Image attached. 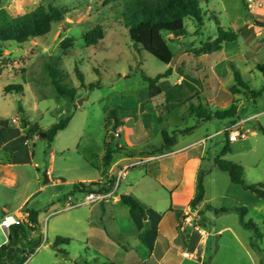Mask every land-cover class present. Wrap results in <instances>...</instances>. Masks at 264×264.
Returning <instances> with one entry per match:
<instances>
[{"label": "rangeland", "instance_id": "rangeland-1", "mask_svg": "<svg viewBox=\"0 0 264 264\" xmlns=\"http://www.w3.org/2000/svg\"><path fill=\"white\" fill-rule=\"evenodd\" d=\"M102 1L0 0L1 8L12 17L28 13L39 4H51L63 14L62 23L53 25L49 34L23 45L9 42L0 56V220L19 207L21 214L27 209L37 211L39 227L33 235L44 241L27 252L25 264H135L146 257L144 249L132 248L126 253L120 246L110 244L115 239L124 247L131 243L128 237L122 240L117 236L131 233L125 217L127 209L122 204L115 209L108 207L102 221L98 204L66 209L67 204L82 199L78 194H70L73 184L105 179L102 168L105 140L114 150L121 146L138 157L154 149L157 156L163 145L162 131L172 137L173 132L194 127L198 122L196 113L204 115L208 110L225 109L235 100L238 107L235 119L202 122L193 133L195 137L208 136L229 122H242L246 139L230 142L229 152L222 159L242 168L246 185L264 189V134L258 128L264 130V94L252 99L243 93L232 96L229 92L235 85V71L249 90L257 92L264 86V77L257 69L264 64V28L255 23L264 22V0H252L247 13L241 0L201 2L200 31L196 33L195 23L187 18L184 21L187 36L168 42L173 55L181 50L175 64L185 69L184 84L181 88L173 87L178 75L175 67L170 66L171 74L157 84L162 93L154 98H150L138 71L155 77L164 74L168 66L135 49L121 15H116L118 7L102 6ZM96 26L104 31V39L95 47H86L82 35ZM219 27L242 32L235 42L224 43L216 53L201 56L186 53L183 57L186 48H196L214 39ZM65 39L71 40L67 48L61 45ZM55 65L59 85L64 90L73 89V100L58 95L51 84L46 67ZM201 72L206 75H200ZM97 83V87L88 88ZM7 86H20L22 91L6 93ZM191 106L201 108L190 110ZM112 108H117L123 123L117 138H112V126L106 122ZM66 118H69L67 127L52 142L39 136ZM13 119L17 124L12 123ZM30 130L36 137L26 141ZM190 134H180L176 140H191L194 137ZM225 138L220 133L207 139L210 150L201 170L210 169L212 159L226 144ZM164 156L156 159L164 160ZM145 164L127 171L116 194L128 184L131 193L138 190L137 197L146 206L161 215L168 213L169 192L153 171L150 176L145 175ZM48 170L50 182L44 184ZM203 187L201 210L207 229L215 226L212 233L224 226L231 229L206 238L204 264H264V202L231 184L227 174L217 168L204 177ZM206 205L228 212L215 215L205 210ZM233 208L246 209L243 221ZM248 221L256 226L260 240L253 230L243 227L242 223ZM179 230L173 232V247L174 253L182 255L183 251L191 252L188 235L192 236L190 246L195 236L187 225L183 231ZM56 238H67L69 243L53 247ZM5 240L0 230V244ZM253 243L261 253L251 246ZM182 260L184 264H195Z\"/></svg>", "mask_w": 264, "mask_h": 264}, {"label": "trees", "instance_id": "trees-1", "mask_svg": "<svg viewBox=\"0 0 264 264\" xmlns=\"http://www.w3.org/2000/svg\"><path fill=\"white\" fill-rule=\"evenodd\" d=\"M208 3L209 0H103L102 6L118 7L116 15H121V21L124 27L127 29L129 39L135 49H141L147 54L155 58L160 63L168 66L167 71L162 75L155 77H149L139 69L141 79L147 84L150 98L159 96L162 93L161 88L158 87V81L162 78L169 76L173 70L170 67V63L173 58V52L168 46V42H175L183 37L187 36V30L185 28V19H191L196 25V33L200 31L203 26L202 10L200 3ZM244 11L247 13V2L241 0ZM213 16V14H212ZM63 14L58 7L51 4H39L32 11L22 14L20 16L12 17L8 15L0 5V56L5 45L9 42L17 45L26 44L31 39H37L46 36L52 30L53 25L62 23ZM259 27L264 28V22H255ZM218 24V23H217ZM242 31H224L220 27L217 29V35L214 39H208L206 42L200 44L196 48H186L182 53H190L193 56L211 55L220 51L224 43H233L237 40L238 34ZM83 42L86 47H95L99 42L104 39V31L100 26H96L82 35ZM71 43V40L65 39L62 42V47L67 48ZM178 50V49H177ZM180 50V49H179ZM178 50V51H179ZM181 51V50H180ZM175 71L179 77L182 75L183 65L175 64ZM58 66L46 67V71L51 79V84L54 86L56 92L60 96H67L73 100V89L64 90L57 81ZM257 69L264 77V64L257 66ZM2 74V67H0V75ZM185 79H182L184 83ZM235 85L229 88V92L232 96L244 94L250 96L252 99L264 94V86L257 92L249 90L247 85L242 81L238 72H234ZM97 84H90L88 88L97 87ZM18 89V90H17ZM17 90L21 92L20 86H7L4 91ZM201 106H191V109H199ZM237 102L231 101L230 105L225 109L208 110L204 115L196 113L197 120L199 122H208L212 120H224L235 119L237 113ZM107 124L112 126L113 131L123 125L121 118L117 115V108H112L107 113ZM239 121H232L226 125V128L236 124ZM69 123V118L59 121L57 124L52 125L49 129L44 131V139L48 142H52L58 132L64 130ZM26 128V125L24 129ZM259 131L264 134V130L258 127ZM193 128H187L181 131L173 132L170 137L166 132L162 131L163 145L159 150V154L169 151L176 137L180 134L191 132ZM40 131L38 130V133ZM35 133L30 130L26 134V140L28 141L33 137ZM226 138V144L222 147L219 155L212 161L213 167L219 171L226 173L231 184L240 186L244 191H247L256 196L257 199L264 202V189L262 186H248L243 182V170L242 168L232 162L222 159L229 152V141L227 138V132L223 133ZM118 151V149H116ZM111 148L110 143L105 140L104 142V156L103 160L107 163L110 160V156L116 151ZM123 150V149H122ZM131 155V154H130ZM210 172L208 170H199L197 174L195 194L191 202L189 203L190 209H195L204 199V177ZM114 186V179H109L108 182L100 184L97 182L91 183H76L73 184L70 194L83 196L89 192L109 193ZM120 203L130 210L131 212L138 213L144 217V208L141 204L130 195H121L119 197ZM212 211L214 214H221L228 212L227 209H214L210 206L206 208ZM233 211L241 215H246L245 208H233ZM30 226H12L8 229L7 240L4 245L0 247V264H25L28 259L27 252H31L34 249V239L30 238V234L38 230L39 213L34 210H26ZM245 229H250L255 232L256 239L260 240L258 230L256 226L251 222H243ZM67 238H56L53 247L59 244H68ZM251 246L257 249L260 253V249L254 243Z\"/></svg>", "mask_w": 264, "mask_h": 264}, {"label": "crops", "instance_id": "crops-1", "mask_svg": "<svg viewBox=\"0 0 264 264\" xmlns=\"http://www.w3.org/2000/svg\"><path fill=\"white\" fill-rule=\"evenodd\" d=\"M247 28L250 29V26H247ZM186 55H187L186 53H183V57L184 56L186 57ZM183 70L185 71V69L182 68L183 77L178 76L173 86L174 88L175 87L181 88V85L184 84L182 83V79L186 76L184 75L185 72ZM175 72L177 74V71ZM202 74L203 73L201 72L200 75ZM203 75L205 76L206 74ZM201 123L202 122L198 121L196 125L192 127L193 128V130L191 131L192 134H190L189 136L194 137L193 139L191 140L183 139L180 141L175 140L172 146L173 149L171 148L169 151L164 152L163 154H159L157 156L154 155V152H156V150L154 149L148 152H143L142 153L143 155H139L137 157V155H134L133 152L129 150H122L123 147L117 146L118 151L116 153L114 152L110 156V160L107 163H105L102 158V168L104 169L105 172L103 176L105 177V179L100 178L98 181H90V183L97 182L100 184H104L108 182L109 179L112 180L115 179L118 171L121 170L125 165H128L131 160L137 158H144V159L157 158L159 156L165 155L163 157L164 160L155 159L153 161H150L153 162L154 164H148L149 162L146 163L144 166L145 167L144 173L146 176H150V174H152L151 172L153 171L160 180V182L168 190L169 199H170V206L167 209L168 213H163L161 215L159 213H156L149 205L146 206L144 202L141 201L139 197H137L138 196L137 194H139L138 190H136L134 194L131 193V188L128 184H126V186H123L122 192L116 194L117 192L116 191L114 193L113 200L111 199L107 200L96 206L100 210V216H101L100 221H102L103 216H105L106 209L108 207L115 209L118 207V205H121L119 199L121 195L133 196L141 204V206H143L144 217L138 213L131 212L127 208L126 211L124 207V210L126 212L125 215L126 222L130 227L131 233L128 232V235L125 233H121V234L117 233V236L122 240L128 237V240L131 243H126V246L124 247L117 242V239H115L116 242L109 240L111 241L110 244L112 243L111 245L118 247L120 246L126 253L128 249L132 250V248H138L139 251H142L140 249H144V251L147 253L146 257H144L143 260L136 262L135 264H184L182 260L183 259L182 255H178L177 253H174L175 248L173 247V241L175 237L173 236V232H175L176 229H180L179 231H183L182 228L184 227V225L181 226V221L182 218L187 214H189L192 217V222L190 225H187V227L189 228L191 227L193 229L195 242H193L192 245L190 246L191 243L190 238L192 236L188 235L189 239L187 238L188 239L187 242L189 243V247H191V252H187L190 255V258H185V259H187L188 261H192L195 264L205 263L207 237L215 234L218 235L223 232H231L230 227H226V226L221 227L214 233L212 232L215 226L213 227L211 226V229H207L206 223L202 220L203 215H202L201 207L204 203V199L198 206L195 207V209L189 208V203L191 202L195 194V186H196L198 171L201 170V166L205 159V155L207 154V151L210 150V147L207 146V139L213 135H218L220 133L223 134L222 132L226 128V126H224L222 130L211 133L208 136L206 135L201 137L199 136L195 137L193 132L200 128ZM122 127L123 125L119 127L120 132L122 130ZM191 132L185 133V135ZM33 137L36 136L34 135ZM213 168L215 167H213V165L211 164L209 173L212 172ZM127 173L126 176L128 175ZM138 173L141 174V171H139ZM45 174L47 178V183H49L51 171L48 170ZM79 196L81 198V195ZM28 198L29 196L22 202V205L25 204ZM20 208L21 207L17 208L14 214H19V213L21 214ZM206 208L207 205L205 206V210H207ZM6 216H10V215H6ZM4 217L5 216H3V218ZM38 222H39V215H38ZM105 232L106 231L104 229L103 231L104 235ZM33 234L34 232H32L29 236L30 238L34 239L33 242H35V246H36L38 245L39 238L35 237ZM97 235L99 236V233H97ZM184 237H187V235H185ZM106 243L108 244L109 242ZM130 244H132L134 247H130L131 246ZM185 252L186 251H183V253Z\"/></svg>", "mask_w": 264, "mask_h": 264}, {"label": "built area", "instance_id": "built-area-1", "mask_svg": "<svg viewBox=\"0 0 264 264\" xmlns=\"http://www.w3.org/2000/svg\"><path fill=\"white\" fill-rule=\"evenodd\" d=\"M247 2V9H251V3L253 4L252 0H246ZM13 124H17V120H12ZM242 122H237L236 124L225 128L222 133L227 132V138L229 142H235L237 140H244L246 139V133L241 130ZM120 129H116L112 133V138H117L119 136ZM108 142V141H107ZM156 158H137L134 160H131L128 165H125L121 170L118 171L115 179H114V186L112 190L109 193H98V192H89L82 196V199L77 200L75 204H67L66 209L79 207L83 205H93V204H100L102 202H105L107 200H113L114 193L117 191L119 187L120 181L125 178L127 171L130 168L136 167L137 165H143L144 163L150 162L155 160ZM192 222V217L187 214L182 218L181 226L182 225H190ZM12 226H30L28 215L26 213L24 214H13L10 216H5L3 219L0 220V230L2 231L3 235L5 236L7 240V231ZM5 240V243H6ZM3 244H0V247ZM44 243L41 241H38V246H41ZM183 258H190V255L185 252L182 254Z\"/></svg>", "mask_w": 264, "mask_h": 264}, {"label": "water", "instance_id": "water-1", "mask_svg": "<svg viewBox=\"0 0 264 264\" xmlns=\"http://www.w3.org/2000/svg\"><path fill=\"white\" fill-rule=\"evenodd\" d=\"M179 54H180V52L178 51L175 55H173L172 61H171V63H170V66H171V67L174 66V64H175V62H176L177 57H178ZM22 127L24 128V127H25V124H22ZM39 136L42 137V138H44V137H45V133H44V134L39 133ZM44 177H45L44 184H46V183H47L46 174H44ZM36 243H37V242H36ZM33 245H35V242H33Z\"/></svg>", "mask_w": 264, "mask_h": 264}]
</instances>
